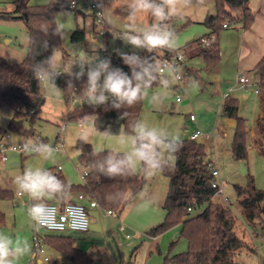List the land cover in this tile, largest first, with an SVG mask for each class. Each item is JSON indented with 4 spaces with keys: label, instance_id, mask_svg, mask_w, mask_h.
Segmentation results:
<instances>
[{
    "label": "rangeland",
    "instance_id": "374dc122",
    "mask_svg": "<svg viewBox=\"0 0 264 264\" xmlns=\"http://www.w3.org/2000/svg\"><path fill=\"white\" fill-rule=\"evenodd\" d=\"M15 1L0 0V56L10 64H19L24 59L29 40L22 21L1 17L13 15ZM98 1L104 5L103 31L106 37L100 36L102 27L99 23H93L83 13L67 9L66 0H54V3H64L65 8L56 14L57 26H63L60 39L62 50L54 49L52 54V64L58 65L59 73L75 76L79 67L72 62L73 58L87 56L91 59L93 55L100 56L102 46H106L110 56L116 58L120 56V53L136 55L142 53V48H134L125 43L121 36L129 26L137 30L147 28L154 22L153 18L146 13H139L133 21H130L126 7L127 0ZM50 2L53 0H29V5L43 6ZM209 13L215 14L213 0H199L198 4H192L191 7L183 9L179 17L167 21L170 25L173 23L175 29L187 21L192 22L186 28L175 32L176 45L173 50H178L207 33L202 21ZM77 28L86 29L85 43L71 42V33ZM88 30H92L97 36L89 33ZM235 30L233 27L222 30L219 37L225 36V32ZM186 63L192 69L199 70V78L191 77L185 83L177 82L174 76L168 73L162 80L168 81V87H164L161 83L156 88L144 89L146 94L142 98V108L137 122L156 128L171 142L189 140L191 134L200 129L203 134L201 140L206 146V159H210L219 172L215 178L222 193L219 196L226 201L235 217L234 233L246 244L236 255L235 262L236 264H261L259 259L264 256V243L261 242L260 237L254 235L256 230L248 226L240 215L235 202L234 186L245 187L252 180L256 189H264V143L261 147L254 146L249 138L248 157L245 165L242 164L246 173L241 174L240 163L232 158L230 151L235 123L232 119L221 117L220 98L217 97L213 86L207 83L208 74L203 70L200 71L203 67L202 60L198 57L187 58ZM87 70L85 67L83 76L87 77ZM247 77L250 79L247 91H242L237 86L239 90H235L230 95L238 99L239 116L247 120L249 130L253 131L255 120L261 115L263 108L259 103V95L254 94V89H258L257 74L251 70ZM174 86H179V90L175 91ZM227 89L229 88H222L221 93L228 92ZM177 96L181 98L179 103L176 102ZM41 99L44 100V105L38 117L31 123L26 121L22 124L27 132L20 142L29 146L40 143L51 145L52 148L57 149L52 160H44L41 155L26 149L22 153L11 151V146L18 144L17 135L14 133L5 131L2 135L9 133L10 138L1 139L0 137V157L6 158L5 161L0 159V188L13 193L12 200L0 201V211L5 216L0 232L10 235L15 240H26L31 248L30 252L18 261V264H30L35 257L42 260V264H52L55 253L43 243L42 238L63 233H50L34 224L28 214L29 197L26 195L17 197L15 177L29 167H42L55 171L60 167L68 181L71 183L74 181L75 184L81 183L83 170L76 166L75 156H73L81 130L87 132L89 143L96 151L117 149L124 152L126 145L121 141L125 136H131L123 133L120 135L100 133L94 128L91 118L85 119L83 129L79 128L77 123L63 121L62 89L60 87L53 89L47 80L40 81V96L37 101ZM81 108L82 101L73 99L68 103L66 110L78 111ZM10 112L7 108L0 109V127L7 125ZM189 115L196 118V123L189 122ZM63 123L66 124L64 130L61 129ZM206 135H209V138H206ZM57 136H59L58 140H56ZM167 160L172 161V158L167 157ZM145 178L148 184L144 191L134 197L121 214L113 212L115 215H109L106 210L97 208L95 212L98 219H96L90 216L92 210L88 208V203L82 202L89 216V230L84 233L72 231L64 233L73 238V245L76 248L94 259L93 264H145L149 259L148 252L152 242L147 234L150 229L163 221L162 205L167 193L168 180L162 174L151 176L148 171ZM48 201L58 203L53 200ZM199 212L200 210H195L192 215ZM97 223L100 229L94 230L93 226ZM174 230L175 232L171 231L158 240L159 247L163 251L168 252L170 242L178 238L176 229ZM37 239L40 240L38 246L42 249V253L35 252ZM185 250L186 242L181 239L174 245L170 255ZM156 257L157 255H153V260ZM44 258H47V261ZM62 263H66L65 260H62Z\"/></svg>",
    "mask_w": 264,
    "mask_h": 264
},
{
    "label": "trees",
    "instance_id": "16d2710c",
    "mask_svg": "<svg viewBox=\"0 0 264 264\" xmlns=\"http://www.w3.org/2000/svg\"><path fill=\"white\" fill-rule=\"evenodd\" d=\"M100 2V1H99ZM215 14L207 15L202 25L207 33L202 37L187 43L178 50L158 49L152 54L140 53L141 60L147 59L156 69L153 73L155 79L151 81L153 89L161 85L165 76L158 73V67L163 58L182 51L188 59L198 57L202 60L201 70L211 68L220 60V47L217 38L222 30L231 27L248 30L254 20L249 8V0H213ZM199 0H193L198 4ZM13 15L1 16L6 19H16L23 22L28 33V47L26 56L19 64H10L0 56V109L7 108L15 112L7 129L12 132L24 134L23 122H33L40 113L43 99L40 96V81L33 74V66L46 62L51 58L54 49H61V33L55 29L56 14L64 10V3H54L43 6H30L29 0H16ZM93 23L95 19L88 16ZM104 21V19H103ZM192 24L187 21L175 29L182 30ZM225 26V27H224ZM92 35L97 34L88 30ZM86 29L77 28L71 33L72 43H85ZM215 38L207 47H202V40ZM132 55V54H128ZM136 55V54H135ZM111 66L121 68L129 77L131 68L121 58L110 56ZM186 58V60H187ZM183 77L180 82L189 78H199V70H194L183 61ZM258 77L259 103L263 110L255 120L254 135L251 141L254 146L261 147L264 143V56L253 70ZM56 86L62 89L63 100L69 103L73 99L82 101V108L78 113H68L66 119L76 122L92 116L96 131L108 135H132V129L137 123L142 99L132 106L124 105L119 109L113 108L111 101L105 105L93 106L84 102L83 91L87 84V77L77 79L75 76L64 75L58 72L54 79ZM71 85V86H70ZM179 86L174 89L177 90ZM261 110V108H260ZM221 117L232 119L235 123L230 151L232 158L245 165L248 157V141L250 130L247 120L239 116V102L235 98L227 97L221 106ZM4 133L0 128V137ZM177 147L175 153H166L172 158L161 173L168 180L167 193L163 203L164 218L157 226L150 229L148 236L157 238L171 228L180 225L178 238L170 242L168 252L161 264H236V255L246 246L245 242L234 233L235 217L229 206L217 195V189L212 187L215 178L208 168L211 161L206 159V146L197 144L196 140L172 142ZM75 149L78 151L77 161L79 167L85 172L82 184H72L60 171L49 169L54 175L65 183L61 194L62 199H55L58 204L75 203L67 197L95 201L98 208L121 214L133 197L141 192L147 184L146 169L139 168L138 172L124 176L109 177L96 170L97 162L103 160L108 154H117L111 150L95 151L89 143L78 139ZM1 159V157H0ZM168 161V160H167ZM235 202L244 222L254 228V235L260 237L264 243V189L258 190L253 186L252 180L245 186H234ZM13 199V193L0 188V201ZM49 202V201H46ZM80 203V202H79ZM195 210H200L192 215ZM5 222V216L0 211V226ZM257 232V233H256ZM259 233V234H258ZM185 240L186 250L170 255L174 245L179 240ZM44 244L51 246L64 255L70 264H93V258L75 248L70 238L62 235H48L42 238ZM264 264V256L261 258Z\"/></svg>",
    "mask_w": 264,
    "mask_h": 264
},
{
    "label": "clouds",
    "instance_id": "9594fccd",
    "mask_svg": "<svg viewBox=\"0 0 264 264\" xmlns=\"http://www.w3.org/2000/svg\"><path fill=\"white\" fill-rule=\"evenodd\" d=\"M192 4L193 0H127L130 21H133L137 14L146 13L154 22L141 30L129 26L121 38L134 48L147 49L149 52L154 49L173 50L176 45V33L167 21L179 17L182 10L191 7ZM97 7L104 9L102 2L98 3ZM62 27L58 25L55 31L61 33ZM120 56L131 68V77L121 68L112 67L109 57L101 58L96 54L91 59L87 56L73 58L72 62L79 67V71L75 73L77 79L85 74V67L88 69L87 84L83 91L84 102L100 106L111 101L112 107L119 109L124 105L132 106L143 98L146 94L144 89L150 87L151 81L155 79L154 65L147 59L141 60L135 54L120 53ZM33 74L38 80H47L53 89H58L54 83L58 65L54 66L51 58L34 65ZM162 84L168 87L167 80L162 81ZM78 139L87 143L89 135L81 130ZM121 143L126 145V150L123 153L108 154L97 162L96 170L109 177H116L134 173L139 170V166L146 169L149 175L155 176L163 173L169 164L165 154L178 151L161 131L154 127L150 128L143 122L135 123L132 135L125 136ZM24 147L41 155L44 160H52L57 151L51 145L43 143ZM14 183L20 196L26 195L35 201L29 207L28 214L37 225L52 211L46 201L62 199L61 194L65 188L62 180L42 167L26 168L15 177ZM30 250L26 240H15L10 235L0 232V264H18Z\"/></svg>",
    "mask_w": 264,
    "mask_h": 264
},
{
    "label": "crops",
    "instance_id": "0c3cea01",
    "mask_svg": "<svg viewBox=\"0 0 264 264\" xmlns=\"http://www.w3.org/2000/svg\"><path fill=\"white\" fill-rule=\"evenodd\" d=\"M248 5L250 8V11L252 12V14L254 16V20H253L251 27L245 31L240 30V29H236L235 31L225 32L226 33L225 36H221V37L218 36L217 41H218L219 47H220V60L216 64H214L211 68H209L207 70H203L208 74L207 83L211 84L213 86V88L216 90L217 97L220 98L221 104L223 103L222 99H223L224 94H228V97H231V95H230L231 93H233L235 90H239L237 88L238 85L236 82L237 76L239 74H243L248 79L247 74L249 72H251V70H254L257 63L264 56V0H249ZM207 15H210V13ZM184 60L186 62V56H185ZM183 67H182V70H183ZM165 78H166V76H165ZM187 81H185V82H187ZM248 81L250 83V79H248ZM225 86H227V87H225ZM175 87H177V86H174L173 89ZM222 88H229V89H227L228 92L221 93ZM175 91H177V90H175ZM254 94L259 95V94H256L255 92H254ZM231 98L237 99L236 97H231ZM177 103H179V102H177ZM43 105H44V100H43ZM42 106H41V108H42ZM67 106H68V103H66L64 101L63 109H61V114H62L61 116L63 117V121H68L66 119V116L68 113L75 114V113H78L80 111V110H78V111L66 110ZM41 108H40V112H41ZM64 109H65V111H64ZM14 115H15V112L11 111L10 117L6 123L7 125H5L4 127H0L3 129L4 133H5V131H9L7 129V127H8L9 122L11 121V119L14 117ZM189 116H191V115H189ZM87 118H91L92 120L94 119L92 116H89V117H86V118L79 120V121H76V122L75 121L74 122L68 121V122L77 123V126L79 128H81V126H83V124L85 122V119H87ZM189 122L196 123V118L194 117V121H190V119H189ZM62 125H64V128H62ZM62 125H61V129L64 130L66 128V124L63 123ZM83 128H84V126H83ZM83 128H81V129H83ZM21 129H22V131H24L23 135H20L19 133H16V132L9 131L10 133H14L17 135V142L18 143H21L20 139L22 137H25V134L27 132V130L23 129V127ZM196 131H200V129H197ZM195 132H193V133H195ZM192 134H191V136H192ZM253 135H254V130L253 131L250 130V138H252ZM2 136H1V139L3 138ZM191 136H190V138H191ZM206 136H207L206 138H209V135H206ZM58 139H59V136H57L56 140H58ZM87 143H89V142H87ZM111 151L123 153V151H120V150L118 151L117 149L111 150ZM73 156H75L76 166L79 167V164L77 161V157H78V151L77 150H76L75 154H73ZM207 161H211V160L207 159ZM57 170L62 173L60 167H58ZM81 179H82V177H81ZM69 182L71 183V181H69ZM73 182L74 181H72V184H75ZM82 183H83V179H82L81 183H77V184H82ZM147 184H148V182H147ZM147 184H146V186H147ZM145 187H144V189H145ZM144 189L141 192H139L138 194H136L134 197L141 194L144 191ZM17 197L19 198L22 196L17 195ZM165 197H166V195H165ZM70 199H72L74 201L77 200L80 203L87 202L88 208L90 210H92V212H95V209L98 208L97 207L95 209H91L89 207V201H87L86 199H79V198H75V197H71V198L67 197L66 198L67 201H69ZM164 201H165V199H164ZM164 201H163V203H164ZM28 203H29V201H28ZM162 209H163V205H162ZM174 229H176V232L179 236L180 230H181L180 225L173 227L172 229L168 230L167 232L163 233L162 235H160L157 238H151L148 236V238L152 242V246L150 248V251L148 252L149 259H147L145 264H161L162 263V259L167 254L166 253L167 251H163L159 247L158 240L161 237L169 234L171 231L175 232ZM69 232H71V231H69ZM56 235H62V236H66V237L70 238L72 241V244H73V238L71 236H68L65 233L56 234ZM46 246L49 247L55 253L53 256L54 259H53L52 264H70L69 260L64 255H62L60 252H58L57 250H55L51 246H49V245H46ZM153 255H157L156 259H154V260H153ZM261 258L259 259L260 263H261ZM44 259H47V258H44ZM35 260H36L35 264H42L43 263V261L40 259L36 258ZM62 260H65L66 263H62Z\"/></svg>",
    "mask_w": 264,
    "mask_h": 264
},
{
    "label": "built area",
    "instance_id": "2783aa9c",
    "mask_svg": "<svg viewBox=\"0 0 264 264\" xmlns=\"http://www.w3.org/2000/svg\"><path fill=\"white\" fill-rule=\"evenodd\" d=\"M100 3L98 0H66L65 6L67 9L77 11L79 13H83L84 16H92L95 19L96 23H99L102 27L99 34L102 37H106L104 31H103V25H104V10L97 7V4ZM225 27V26H224ZM121 38L119 39V41ZM215 38L211 37L210 39L202 40L201 46L207 47L210 43L214 42ZM158 49H154L151 52H149L147 49L142 48V53L146 54H152ZM110 53L106 46H102L100 49V57L101 58H107L109 57ZM185 58V54L182 51L175 52L172 56L168 58H163L161 65L158 67V73L160 75L166 76L168 73H171V75L174 76V78L177 80V82H180L183 74H182V67H183V61ZM237 85L240 87L242 91H247L249 81L248 79L243 75L239 74L237 76ZM179 88L177 89V91ZM254 92L256 94L259 93L258 89H255ZM228 94L223 95V99L227 98ZM181 98L179 96L176 97V102H180ZM190 121H194V116H189ZM62 128H64V125H62ZM10 133V132H9ZM9 133L4 134L2 137L8 139L10 138ZM203 134L200 131H196L192 134L191 140H197L201 139ZM207 137V136H206ZM13 152H19L22 153L25 150V147L23 144L18 143L16 145L11 146L10 148ZM2 161H5V157H1ZM208 168L211 171V174L214 178H216L219 175L218 170L214 167V163H209ZM83 176H85V172H83ZM212 187L217 189V195H222L221 189L219 188V185L217 184L216 180L212 182ZM20 196L19 194H17ZM224 202H226L224 200ZM35 203V201H32L29 199V206L31 204ZM51 207L52 211L51 213L39 224L37 225L34 221V224L38 226L39 228L44 229L47 232H54V233H64L66 231H72V232H78V233H84L89 230V216L87 213L86 208L82 203L79 202H67L63 205H60L58 203H51L46 202ZM89 207L91 209L97 208V204L95 201H89ZM109 215H115L111 211H107ZM37 244L35 245L37 248L35 249L36 253H42V249L40 246H38L40 240L37 239ZM36 259V257H35ZM32 260L30 264H35L36 260ZM47 261V259H44Z\"/></svg>",
    "mask_w": 264,
    "mask_h": 264
},
{
    "label": "water",
    "instance_id": "95a60500",
    "mask_svg": "<svg viewBox=\"0 0 264 264\" xmlns=\"http://www.w3.org/2000/svg\"><path fill=\"white\" fill-rule=\"evenodd\" d=\"M196 143H197V144H202L203 142H202L201 139H197V140H196ZM240 170H241V174L246 173V169H245V167H244L241 163H240ZM90 216L93 217V218L98 219V215H97L96 212H91V213H90ZM93 229H94V230H99V229H100V228H99V224L97 223L96 225H94V226H93Z\"/></svg>",
    "mask_w": 264,
    "mask_h": 264
}]
</instances>
